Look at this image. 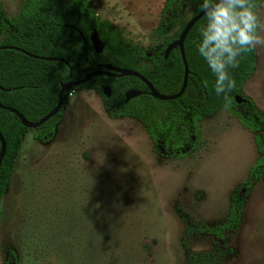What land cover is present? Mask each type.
I'll use <instances>...</instances> for the list:
<instances>
[{"label": "rangeland", "instance_id": "1", "mask_svg": "<svg viewBox=\"0 0 264 264\" xmlns=\"http://www.w3.org/2000/svg\"><path fill=\"white\" fill-rule=\"evenodd\" d=\"M25 1L0 0V7L12 17ZM88 1L143 48L162 43L193 16L185 6L177 28L157 39L165 0ZM257 14L264 21V0ZM255 53L242 95L264 114V47ZM168 113L161 109V119ZM198 128L196 147H185L183 158L162 156L138 121L112 119L99 94L72 90L52 141L43 144L32 131L22 144L1 203L0 264L9 251L20 264H185V218L199 227L224 222L231 195L259 157L239 109H222ZM190 245L196 254H217V264H264V177L224 246L206 234Z\"/></svg>", "mask_w": 264, "mask_h": 264}, {"label": "trees", "instance_id": "2", "mask_svg": "<svg viewBox=\"0 0 264 264\" xmlns=\"http://www.w3.org/2000/svg\"><path fill=\"white\" fill-rule=\"evenodd\" d=\"M262 1L253 0L256 12ZM202 2L165 0L154 36L157 39L165 38L177 28L185 6L193 8L194 16L201 11ZM205 24L204 16L185 38L184 53L189 75L183 95L176 100H156L151 97L146 84L135 77L96 75L82 85L67 89L57 115L37 129L25 128L15 114L0 108V134L6 144L5 156L0 165V221L1 203L25 137L33 131L34 139L41 143L52 141L72 90L96 92L101 96L104 110L110 118L138 121L151 139L155 151L176 159L184 157L185 147L189 151L196 147L200 137V120L222 109L231 114L239 109L241 125L255 135L254 143L259 157L245 181L231 195L226 220L211 227H199L185 218L186 228L181 237L185 264H217V254H196L191 249L190 241L196 234H206L221 247L225 244L226 234L238 229L247 196L264 177V114L242 95L244 83L254 73L255 50L244 53L239 58V66L229 69L236 81V87L227 94L230 98L229 107H225L224 96L215 93V75L198 52L202 39L200 30ZM184 26L162 43L143 48L127 41L119 29L101 19L88 0H27L12 17L0 7V47H7L0 50V104L18 111L30 122H37L56 106L62 84L79 81L92 72L103 70L102 66L107 64L135 70L160 94L176 95L183 83L184 65L178 48L173 49L166 59L164 50L178 38ZM93 30H96L104 44L101 53L95 52L89 41ZM144 63L147 65L142 68ZM104 88L110 90L109 97L105 96ZM128 90L139 91L141 95L125 101L124 94ZM236 96L243 97L244 102L237 104ZM163 108L169 109L165 119H161ZM4 264H20L14 251L8 252Z\"/></svg>", "mask_w": 264, "mask_h": 264}, {"label": "clouds", "instance_id": "3", "mask_svg": "<svg viewBox=\"0 0 264 264\" xmlns=\"http://www.w3.org/2000/svg\"><path fill=\"white\" fill-rule=\"evenodd\" d=\"M253 0H203L200 10L206 24L201 28L199 54L215 75L214 91L225 98L236 87L229 69L239 66L244 53L264 47V21L255 11Z\"/></svg>", "mask_w": 264, "mask_h": 264}, {"label": "water", "instance_id": "4", "mask_svg": "<svg viewBox=\"0 0 264 264\" xmlns=\"http://www.w3.org/2000/svg\"><path fill=\"white\" fill-rule=\"evenodd\" d=\"M204 16H205V13L203 11H200L198 14L192 16V18L185 24V26L181 30L178 38L176 40H174L173 42H171L170 44H168L164 50V59H166L168 57L169 53L173 49L178 48L180 55H181V58H182L183 65H184L183 83H182L180 91L176 95L166 96V95L160 94L152 86V84H150L148 82V80L146 78H144L139 72H137L135 70H130V69H126V68H117V67H113L112 65L107 64V65L102 66L103 70H98V71L92 72L88 76H86L85 78H83L79 81L62 84L61 88L58 92V101H57L56 106L37 122L28 121L22 114H20L18 111L14 110L12 108L3 106L1 104H0V108L15 114L19 118V120L21 121L22 125L25 128L37 129L40 126H42L45 122H47L48 120H50L51 118H53L54 116L57 115V113L59 112V110L61 109V107L63 105V95L67 91V89L72 88L74 86L82 85V84L86 83L87 81H89L90 79H92L96 75H106V76H109L112 78L135 77V78L140 79L142 82H144L146 84V86L148 87V89L150 91L151 97L155 98L156 100H159V101L176 100L183 95V93L186 89V86H187L188 75H189L188 65H187L185 53H184V41H185L187 34L191 30V28ZM89 41H90L92 47L94 48L95 52L101 53L103 51L104 44L100 40V38L98 37L96 30H93L92 33L90 34ZM1 49H7V47H0V50ZM32 57H34V56H32ZM34 58H36V57H34ZM40 59L56 60L54 58H40ZM103 92H104L106 97L110 96V90L108 88H104ZM124 95H125V101H128L132 98H135V97L141 95V92L135 91V90H128L127 92H125ZM235 101L237 104H241L244 102V99L241 96H236ZM5 152H6V144H5L4 138L0 134V165H1V162L4 158V156H5Z\"/></svg>", "mask_w": 264, "mask_h": 264}]
</instances>
